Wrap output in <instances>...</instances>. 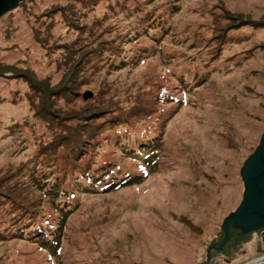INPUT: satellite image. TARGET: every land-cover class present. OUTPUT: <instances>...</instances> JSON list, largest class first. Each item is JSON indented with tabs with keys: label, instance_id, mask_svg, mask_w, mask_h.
Returning a JSON list of instances; mask_svg holds the SVG:
<instances>
[{
	"label": "rangeland",
	"instance_id": "obj_1",
	"mask_svg": "<svg viewBox=\"0 0 264 264\" xmlns=\"http://www.w3.org/2000/svg\"><path fill=\"white\" fill-rule=\"evenodd\" d=\"M81 1L23 0L5 13L0 69L20 65L54 85L68 71L63 57L71 54V61L79 51L103 48L97 68L79 73L86 82L68 107L98 106L119 124L106 129L108 135L129 146H135V138L154 136L158 148L145 160L150 152L135 158L114 154L113 144L105 142L95 149L92 160L103 168L98 186L81 194L71 189V178L64 184L71 198L56 251L40 249L24 235H7L11 223L0 208V264H252L263 259L264 238L254 233L233 251L218 254L211 247L222 240L223 221L242 201L240 172L264 134V0H96L86 6ZM161 2L169 11L173 6L169 18L164 6L154 7ZM146 17H160L168 27L159 49L137 35L142 31L136 27L148 26ZM232 22L237 24L233 41L215 49V43L205 42L215 28ZM126 38L131 39L124 43ZM2 74L0 177L9 169L18 176L53 134L34 115L27 87ZM159 88L178 93L148 117L127 123L126 114L142 108L140 101L155 97ZM44 200L43 216L55 222ZM41 218L31 227L35 233Z\"/></svg>",
	"mask_w": 264,
	"mask_h": 264
},
{
	"label": "trees",
	"instance_id": "obj_2",
	"mask_svg": "<svg viewBox=\"0 0 264 264\" xmlns=\"http://www.w3.org/2000/svg\"><path fill=\"white\" fill-rule=\"evenodd\" d=\"M94 2L96 0L81 1L83 6L91 5ZM164 3L154 4V7L164 6L165 18H169L174 8L171 6V11H169ZM62 17L67 19L66 12ZM148 17L144 19L147 20L146 25L148 23L146 28L143 26L136 27L138 31H142L141 34L137 32V35L146 37L147 40L152 42L153 50L159 49L161 34L166 32L168 34V27L166 24L161 23L162 19L160 17L155 19H149ZM239 19L236 18V21ZM235 27H237L235 22L224 23L220 28H215V33L205 42L215 43L213 49L218 48V45L224 46L233 41L232 35L236 34L237 31L232 32ZM131 38H126L123 42L127 43ZM102 52H104L103 48L98 49V46H96L92 50L77 52L75 60L70 61L71 54L66 58L63 57V62L67 64L68 71L54 85L49 84L46 80L36 79L33 72L20 65L19 67L7 66L5 69H0L3 71L2 75L20 80L27 87L25 95L34 109V115L44 122L53 134L52 140L46 145H40L35 156L26 162L25 170H18V176L20 177L17 176V171L12 169L6 170L0 177V208L8 217L7 223H11L6 234L24 235L34 239L40 249L56 251L61 243L66 214L69 212V204L67 203L71 198L70 190L68 192L63 188L66 180L69 181V178H71L72 182L69 183L71 189L76 187L75 192L81 194L86 193L89 186L92 188L98 186L100 181L98 178L99 171L103 168L95 167L92 158L95 156V149L99 148L101 143L105 142L108 147L113 144L114 154L120 152L134 158L150 152L144 156L143 160L153 157L158 148L160 140L154 136L146 141L135 138L132 141L135 146H129L119 140L120 136L108 135L106 129L111 132L119 124L111 121L112 114H102V110H97L98 106L89 105L77 109L68 107L69 104H73L72 102L76 97L81 95L78 91H80V86L86 82L84 75H79V73L84 74L88 69L93 71L97 68L95 61L102 59L98 58L102 55L100 54ZM89 63L92 64L89 66ZM173 78L180 82L177 74ZM197 83H199V80H197ZM181 89L183 91L185 88ZM176 93L178 92H175L172 88H159L156 94L160 95L142 99L139 105L143 107L134 109L133 113L128 112L126 122L130 123L131 119L148 117L149 111L153 107L165 103ZM15 97L17 98L18 95ZM74 120L76 121L75 124L69 123V121L73 122ZM83 155H87V157L80 161L79 157ZM53 161L56 164L54 163L55 167L51 168ZM60 163L62 166H60ZM55 168H58L57 174L53 175L55 172L52 171ZM105 171H107V168H105ZM59 173L62 174V177H58ZM50 175H53L51 176L52 180H50ZM22 181H25V184ZM35 192H39V195H36ZM42 197L46 198L44 202L50 203L53 218H56L55 222L43 216ZM39 217H43L38 222L43 223V225L38 229L39 233H35L31 227L35 226L36 219ZM6 234H3V236Z\"/></svg>",
	"mask_w": 264,
	"mask_h": 264
},
{
	"label": "water",
	"instance_id": "obj_3",
	"mask_svg": "<svg viewBox=\"0 0 264 264\" xmlns=\"http://www.w3.org/2000/svg\"><path fill=\"white\" fill-rule=\"evenodd\" d=\"M21 1L23 0H0V18ZM240 177L244 186L242 201L236 211L223 221L224 236L217 249H221L228 241L230 228L242 233L264 228V134L255 152L244 163ZM258 264H264V261Z\"/></svg>",
	"mask_w": 264,
	"mask_h": 264
},
{
	"label": "flooded vegetation",
	"instance_id": "obj_4",
	"mask_svg": "<svg viewBox=\"0 0 264 264\" xmlns=\"http://www.w3.org/2000/svg\"><path fill=\"white\" fill-rule=\"evenodd\" d=\"M229 231H230V233H229L228 241L226 242V244L221 249H217V248H218V246L222 240H220L214 246H212V249L217 251L218 254L226 252L225 250H227V248H230L228 251H233L237 247V245H239L241 242H244L247 239V236L251 233H254L256 235H261V238H264V228H261L259 230L252 231L249 233H242L241 231H239L237 229H233V228H230ZM222 234H223V232H222ZM263 252H264V250H263ZM209 259H210V257H209ZM223 261L225 263L230 262V260H227L226 258H223Z\"/></svg>",
	"mask_w": 264,
	"mask_h": 264
},
{
	"label": "bare ground",
	"instance_id": "obj_5",
	"mask_svg": "<svg viewBox=\"0 0 264 264\" xmlns=\"http://www.w3.org/2000/svg\"><path fill=\"white\" fill-rule=\"evenodd\" d=\"M262 261H264V258L261 259V260H258V261H256V262H253L252 264H258V263H260V262H262Z\"/></svg>",
	"mask_w": 264,
	"mask_h": 264
}]
</instances>
